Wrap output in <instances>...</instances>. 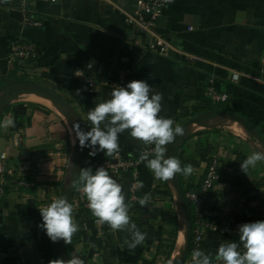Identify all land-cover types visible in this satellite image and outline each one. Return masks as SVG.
I'll list each match as a JSON object with an SVG mask.
<instances>
[{"label": "crops", "instance_id": "1", "mask_svg": "<svg viewBox=\"0 0 264 264\" xmlns=\"http://www.w3.org/2000/svg\"><path fill=\"white\" fill-rule=\"evenodd\" d=\"M135 3L25 0L20 7L16 0H0V153L9 168L35 179L23 196L11 191L0 200L14 201L0 221V264H49L72 255L84 264H186V213L174 181L155 179L144 162L117 179L131 221L146 234L134 250L127 232L92 222L76 191L68 193L82 150L73 125L90 130L87 112L110 98L117 70L162 94L161 115L184 128L166 153L182 167L192 165L190 176L177 174L183 193L198 187L212 155L233 168L216 180L208 200L228 231H205L201 250L214 256L221 243L239 241L240 225L264 221V161L241 169L248 155L264 151V0H173L153 29L169 44L166 55L149 50L152 34L125 21ZM25 12L40 25L26 26ZM13 42L38 47L34 75L26 77L29 67L8 62ZM208 89L227 99L213 101ZM6 120L13 124L5 127ZM119 143L129 156L141 145L128 131ZM91 151L84 148L81 169L94 172L107 156ZM133 173L143 187L131 194ZM146 193L151 202L142 208L138 201ZM59 197L73 205L79 225L71 244L52 242L41 227L39 209ZM179 231L183 238L175 254Z\"/></svg>", "mask_w": 264, "mask_h": 264}, {"label": "clouds", "instance_id": "2", "mask_svg": "<svg viewBox=\"0 0 264 264\" xmlns=\"http://www.w3.org/2000/svg\"><path fill=\"white\" fill-rule=\"evenodd\" d=\"M161 101L162 94H152V86L144 80H132L126 86L114 87L109 99L88 110L89 131L82 130L79 123L73 125L80 147L93 149L89 153L93 156L97 151L104 152L106 156H118L121 151L120 134L128 131L133 139L143 145L154 146L151 151L142 152L139 160L146 164L155 179L168 182L177 174L190 176L193 172L191 164L182 167L178 158L166 156L168 146L184 135V128L161 115ZM12 124L13 121L6 120L4 126ZM261 161H264V151L253 152L241 163V169L246 172ZM78 185L97 224H106L113 232H127L130 239H126V242L130 250L145 241L146 234L131 221V205L126 202L123 186L109 175L106 168L99 167L94 172L91 168L81 169ZM138 187H143L142 182ZM138 202L142 208L147 207L151 194L146 193ZM39 211L43 221L41 227L50 240H63L71 244L79 225L68 199L55 198ZM49 264H84V261L72 255L67 260H51ZM190 264H264V221L240 225L239 241L221 243L214 256L194 249Z\"/></svg>", "mask_w": 264, "mask_h": 264}, {"label": "built area", "instance_id": "3", "mask_svg": "<svg viewBox=\"0 0 264 264\" xmlns=\"http://www.w3.org/2000/svg\"><path fill=\"white\" fill-rule=\"evenodd\" d=\"M20 7L24 5L25 0H16ZM47 2H55L57 0H44ZM173 0H136L135 8L131 14H128L125 21L129 25H133L139 32L152 34L148 41V48L159 55H166L169 44L162 37L153 32L156 20L160 17L164 9L172 3ZM22 22L26 26H39L40 22L33 19L27 12L24 13ZM38 47L30 42H13L10 45L8 53V62L12 65L33 67V62L38 55ZM232 78L237 77L236 73H232ZM131 82L128 73L125 70H117L112 79L111 85L126 86ZM92 87V82L88 83ZM208 95L213 101H225L227 95L225 93H217L208 89ZM15 140H19V135L15 136ZM154 146H147L141 143L138 151L132 155H127L121 148L118 156L102 157L96 164V167H104L109 175L114 179H118L122 170L133 171L140 163L139 157L144 151H151ZM5 153H0V200L5 198L11 191L23 196L25 190L35 184V179L25 176L22 170L9 168L5 162ZM233 168L229 165L222 164L216 155L210 157L206 171L198 187L188 190L184 193L185 199L192 205V228L191 238L188 249L186 250V264H190L191 254L194 249L201 250V240L205 231H228L229 224L223 215L212 209L208 203L209 194L214 187V183L223 173H230ZM135 173V171H133ZM133 173V175H134ZM138 187L136 175L133 176L129 191L133 194ZM77 198L87 207V200L83 193L79 191V186L75 189ZM91 221H95L93 217ZM1 258V257H0Z\"/></svg>", "mask_w": 264, "mask_h": 264}, {"label": "water", "instance_id": "4", "mask_svg": "<svg viewBox=\"0 0 264 264\" xmlns=\"http://www.w3.org/2000/svg\"><path fill=\"white\" fill-rule=\"evenodd\" d=\"M169 149H172V144L169 146ZM83 160H84V148H82L81 152H80V156H79V164H78V167L74 173V176H73V179H72V182H71V185H70V188H69V195H72V193L74 192L75 190V187H76V184H77V179H78V175H79V172L81 170V167H82V164H83ZM174 181V184L176 186V189L178 191V194H179V198H180V201L184 207V210H185V213H186V220H187V223H186V246L188 247L189 245V241H190V237H191V226H192V222H191V214H190V211H189V208H188V204H187V201L184 197V193L180 187V183H179V180H178V177H174L173 179ZM13 203L14 201H3V202H0V221L2 220V216H5L8 211L11 209H13Z\"/></svg>", "mask_w": 264, "mask_h": 264}, {"label": "rangeland", "instance_id": "5", "mask_svg": "<svg viewBox=\"0 0 264 264\" xmlns=\"http://www.w3.org/2000/svg\"><path fill=\"white\" fill-rule=\"evenodd\" d=\"M32 70H33V68H30L29 71H28L27 73H25V76H26V77H29L30 75H34V73H33ZM181 219H182V218H181ZM180 223H181V228L184 229V226H183V225L186 223V222H185V218H184L183 220H180ZM181 231H182V230H181ZM179 232H180V231H179ZM182 238H183V236H182Z\"/></svg>", "mask_w": 264, "mask_h": 264}, {"label": "bare ground", "instance_id": "6", "mask_svg": "<svg viewBox=\"0 0 264 264\" xmlns=\"http://www.w3.org/2000/svg\"><path fill=\"white\" fill-rule=\"evenodd\" d=\"M182 232L179 233V237H178V240H177V245H176V248H175V254L178 253L179 249H180V241H181V237H182Z\"/></svg>", "mask_w": 264, "mask_h": 264}, {"label": "trees", "instance_id": "7", "mask_svg": "<svg viewBox=\"0 0 264 264\" xmlns=\"http://www.w3.org/2000/svg\"><path fill=\"white\" fill-rule=\"evenodd\" d=\"M16 65V64H15ZM16 68H18V65H16ZM225 101H223V102H221L222 104L224 103ZM225 110V109H224ZM83 130V129H82ZM97 169V167H95V170ZM178 176H180V174H178ZM79 185H78V182H77V184H76V187H78ZM188 204V208H189V211H190V214L192 213V208H191V206L189 205L190 203L188 202L187 203ZM188 249V248H187Z\"/></svg>", "mask_w": 264, "mask_h": 264}]
</instances>
